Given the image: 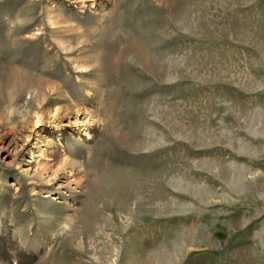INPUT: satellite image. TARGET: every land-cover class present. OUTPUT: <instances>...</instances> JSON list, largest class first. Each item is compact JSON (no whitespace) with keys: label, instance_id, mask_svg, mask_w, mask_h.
I'll list each match as a JSON object with an SVG mask.
<instances>
[{"label":"rangeland","instance_id":"obj_1","mask_svg":"<svg viewBox=\"0 0 264 264\" xmlns=\"http://www.w3.org/2000/svg\"><path fill=\"white\" fill-rule=\"evenodd\" d=\"M0 103V264H264V0H0Z\"/></svg>","mask_w":264,"mask_h":264},{"label":"bare ground","instance_id":"obj_2","mask_svg":"<svg viewBox=\"0 0 264 264\" xmlns=\"http://www.w3.org/2000/svg\"><path fill=\"white\" fill-rule=\"evenodd\" d=\"M17 72V71H16ZM15 72V73H16ZM15 73H13L12 75H9L8 76V80L10 81V82H12V83H19V81L21 82V85H19V87H20V91H21V93L23 94V93H27V92H24V90L27 88V83H28V81H27V77L26 78H22V79H20L19 77L22 75V74H15ZM41 82V81H40ZM12 83H9L8 84V86H6L7 88H10L11 86H12ZM30 93V95H31V97L28 99V102H27V104H25V112L22 114V115H24V116H28V115H30L29 114V111H28V108L29 107H34L35 105H37L36 103H37V99H38V97H40L41 96V94H44V92H29ZM46 94V93H45ZM48 94V93H47ZM46 94V95H47ZM19 98L20 97H18L17 98V100L19 101ZM41 99V98H40ZM47 99V98H46ZM16 100V101H17ZM49 100V103H50V99H48ZM1 105H3V103H0V106ZM32 114V113H31ZM32 117V116H31ZM31 117L29 118V119H27L26 120V123H27V125L28 126H30V123H31V121H30V119H31ZM20 117L18 116V118L17 119H19ZM20 124H22V123H20ZM25 124V123H24Z\"/></svg>","mask_w":264,"mask_h":264},{"label":"trees","instance_id":"obj_3","mask_svg":"<svg viewBox=\"0 0 264 264\" xmlns=\"http://www.w3.org/2000/svg\"><path fill=\"white\" fill-rule=\"evenodd\" d=\"M33 259H34L33 261H35V260H36V256H35V257H33ZM33 263H34V262H32L31 264H33Z\"/></svg>","mask_w":264,"mask_h":264}]
</instances>
